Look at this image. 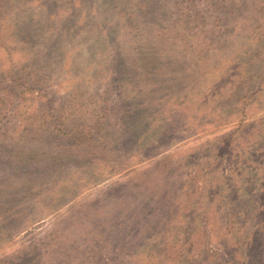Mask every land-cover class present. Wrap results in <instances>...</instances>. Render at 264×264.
Segmentation results:
<instances>
[{"label": "rangeland", "instance_id": "obj_1", "mask_svg": "<svg viewBox=\"0 0 264 264\" xmlns=\"http://www.w3.org/2000/svg\"><path fill=\"white\" fill-rule=\"evenodd\" d=\"M0 264H264V0H0Z\"/></svg>", "mask_w": 264, "mask_h": 264}]
</instances>
